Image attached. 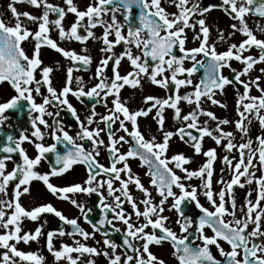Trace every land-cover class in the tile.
<instances>
[{
	"label": "snow or ice",
	"instance_id": "obj_1",
	"mask_svg": "<svg viewBox=\"0 0 264 264\" xmlns=\"http://www.w3.org/2000/svg\"><path fill=\"white\" fill-rule=\"evenodd\" d=\"M164 2L177 11H166L162 0H90L83 9L74 0H64L63 7L49 0H11L7 4L12 19L6 22L0 18V83H9L17 95L0 103V124L7 119L5 110L19 109V102L27 101L31 132L29 136L25 134L27 129L21 130L18 138L7 135L0 146V229L3 230L0 231V249H3L0 264H44L45 257L38 251L26 252L17 247L21 242L25 245L38 242L45 235L44 224H37L34 231L23 228L24 220L37 222L43 214H54L63 225L70 226L69 231L59 227L46 233L47 250L57 264L60 261L95 264L92 257L100 255L106 258L107 264H166L150 250L151 245L163 246L165 243L170 244L171 255L177 264H264V206L261 204L264 201V87L261 86L262 76H250L256 65L264 64V39L256 34H264V26L260 23L264 20V0H220L204 6L200 0ZM18 3H27L39 9L41 14L19 11ZM213 8L221 9L236 22L229 26L232 31L227 36L218 29L216 41L209 43L210 28L205 14ZM118 12H122V21L117 18ZM68 14H74L75 20L66 29L63 21ZM249 16L259 18L256 31L248 24ZM27 22L36 24V30L29 28ZM97 26L103 28L99 37L93 31ZM187 29L195 33L193 39L199 41L198 46L186 47ZM52 30L58 32L61 41H76L83 45L81 52L60 47L50 36ZM236 32L245 39L239 44L230 43L224 51H217L216 44L225 42ZM89 39L99 42L102 45L99 51L106 55L101 57L92 77L97 82L85 90L82 78H74L73 73L87 71L92 64L86 45ZM27 42L33 45L31 56L24 47ZM117 46L122 48L119 54L115 51ZM43 47L55 50L71 62L66 69L64 86L59 91L51 84L54 68L43 65L40 58ZM253 47L258 50V55L244 54ZM125 59L130 70L121 74L119 69ZM232 60L240 62L241 69L233 68ZM186 61H191V66L185 67ZM55 63L58 66L59 62ZM108 68L111 76L106 72ZM225 68L232 73L231 78L223 74ZM37 69L41 73L40 79L34 75ZM200 70H203L202 76L194 82L193 76ZM259 72L264 75V67ZM242 76L249 78L242 80ZM145 81L164 89L167 95H145L142 107L130 109L128 99H121L122 89L125 86L142 89ZM229 85L236 91L238 118L235 121L220 119L202 107L208 101L226 108L227 105L215 97L218 93L223 95ZM42 86L46 87V95L41 93ZM182 87L191 90L181 95ZM253 87L259 95L251 94ZM33 92L42 96V103L34 101ZM69 94L81 103L85 98L91 102L86 105L89 114L83 121L70 103ZM109 97H112L111 107ZM182 101L191 106V110L183 114ZM98 104L105 108L106 114L96 112ZM48 106L56 111H49ZM165 109H171L173 119L180 123L175 131L165 129ZM65 110L78 126L75 135L70 134L63 124L61 113ZM153 112L160 140L155 135L146 138L139 127L138 119ZM45 116L52 118L51 124ZM201 116L208 119L201 123ZM209 120L214 122V127L208 126ZM254 120L258 122L260 132L253 139L250 126ZM100 123L104 124L103 128L99 127ZM229 123H234L242 142L236 143L233 132L224 130L222 126ZM40 126L50 129L52 144L42 143L45 132ZM120 132L124 135H117ZM101 133L107 136V143ZM174 136L191 146L195 154L206 157L198 169L186 167L191 158L183 153L168 155ZM205 137H210L217 146L226 141L223 143L226 153L222 157L224 167L217 181L222 187L218 192L212 187L217 152L215 148L203 149ZM25 141L34 144L37 152L34 158H30L22 147ZM85 143L89 147H85ZM122 144L128 145L124 152L120 150ZM101 147L109 153L108 166L97 160ZM234 151L238 153V159L231 155ZM13 154H18L19 159L10 171H6V161L12 160ZM130 158L147 166L145 175L150 178L149 183L158 194V201L139 175L133 173L128 162ZM42 160L48 162V171L44 173L36 170ZM75 165L85 166L86 178L82 183L57 186L51 182L50 178L63 176ZM225 168L231 177L227 181L223 178ZM176 170L184 175L177 174ZM256 171L261 172L259 177ZM193 178L200 180L199 186L185 183ZM33 181H41L52 196L75 206L84 221L91 225L92 232L82 228L78 218H68L51 202L30 208L23 206L21 197L31 195ZM116 182L118 186H114ZM253 183L257 186L255 200L251 199L253 189L249 188L238 209L235 188ZM130 185L142 193L141 198L133 197ZM10 186L11 194L8 191ZM198 188L212 206L211 210L200 203ZM76 193L96 194L98 218L95 221L91 218L92 208L78 202L74 198ZM169 199L168 210H174L177 215L175 224L179 234L167 226L170 218L163 214ZM192 202L200 213L195 219L184 207ZM125 205H129L131 211ZM121 223L123 229L118 226ZM106 228L108 230H104ZM205 229H209L212 235L206 234ZM97 233L104 237L103 250L82 242L94 239ZM111 233L120 234L119 244L110 238ZM66 235L72 238V244L62 242L56 249L54 237ZM221 242L229 249L226 250ZM100 243L96 241V244ZM213 246L222 259L214 255ZM118 248L123 252L118 253ZM86 256L88 258L83 260Z\"/></svg>",
	"mask_w": 264,
	"mask_h": 264
},
{
	"label": "flooded vegetation",
	"instance_id": "obj_2",
	"mask_svg": "<svg viewBox=\"0 0 264 264\" xmlns=\"http://www.w3.org/2000/svg\"><path fill=\"white\" fill-rule=\"evenodd\" d=\"M11 2V0H0V3L5 6L4 9H2L0 18L5 19L6 22L11 21V15L7 10V4ZM50 3L60 5V6H65L64 5V0H49ZM74 2L81 8L83 9L89 2L90 0H74ZM220 0H200L201 6L210 4V3H219ZM163 6L165 7L166 11L168 12H176V8L172 5H169L168 3L164 2L162 0ZM138 11V10H136ZM135 15V11L133 13ZM111 15V14H110ZM52 18V17H50ZM117 18L122 21V12L117 13ZM205 19H206V24L210 28V40L209 43H212L216 41L217 34H218V29L223 30L225 36H227L228 32L232 31V29L229 27L232 23H235L236 21L231 20L221 9L219 8H213L210 12L205 14ZM258 17H253L249 16L247 18L248 24L251 28H253L254 31H256V21L258 20ZM75 16L74 14H68L65 17V20L63 21L64 27L67 29L70 27L71 23L74 22ZM135 23V22H134ZM260 23L262 26H264V20H260ZM27 26L31 28L33 31L36 30V24L33 23V25L30 27V25L27 23ZM98 27V26H97ZM97 27L95 29H97ZM125 27V32H126ZM198 30V28H197ZM187 43L186 47L191 48V47H196L199 44L198 40H194L193 37L195 33L191 29H187ZM258 35V38L264 39V34H260L259 32L256 33ZM50 36L52 39L56 40L57 43L59 44L60 47H64L65 49H74L78 53L81 52V49L83 45L79 44L78 46L75 45H70L69 43H64L63 41L58 40V32L56 30H52L50 32ZM114 38V36L110 37V39ZM243 39H245L244 36H242L239 32H236L230 39L226 40L225 42H218L216 44L217 51H224L227 49L228 45L230 43H237L239 44ZM87 48L89 49V52L92 56V64L90 65L89 69L87 71L80 70V71H74L73 77L75 78L76 76H79L82 78L84 85H85V90L93 86L97 81L95 79H92L97 64L100 61L101 57L106 55L105 53H101L99 51L101 46H96L93 47L91 44L87 41L86 42ZM24 47L31 56L32 54V48L33 45L31 42H27L24 44ZM122 50L121 46H117L115 48V51L117 54ZM133 52H136V49L133 48ZM245 55H258V50L256 48H252L249 50V52L244 53ZM40 58L43 61V65L46 66H52L54 68L53 73L51 74V84L53 87H55L58 91L64 86L65 83V77H66V69L67 67L71 66V62L67 59H65L60 53L56 52L55 50H52L48 47H43L41 49V56ZM55 62H59L58 66L56 65ZM191 66V61H186L185 62V67ZM231 66L233 68H236L237 70L241 69L242 65L240 62H237L235 60L231 61ZM264 67V64H258L255 66V69L250 73L251 77L255 76H262L261 79V86L264 87V75H262L259 72V69ZM120 72L121 74H125L126 71L130 70V66L128 61L125 59L122 61L121 66H120ZM202 71L200 70L193 76V81L196 82L198 81L201 76H202ZM106 72L109 76H111V70L110 68L106 69ZM223 74L226 76H229L231 78L232 73L228 68H225L223 70ZM36 79L41 78V73L39 69L36 70L34 73ZM249 77L247 76H242V80H247ZM73 88L76 87V82L75 79H73ZM236 87L240 88L242 91V88L237 85ZM126 91L128 92V96L130 99V105L128 107L130 109H139L140 107L143 106L142 100L143 96L145 95H155L157 97H165L167 95L166 91L162 88L159 87H154L150 84H148L146 81L144 82V87L133 89L128 86H125ZM122 89V91L124 90ZM190 88H184L182 87L180 89V94L183 95L185 92L190 91ZM41 93L42 94H47L46 92V87L42 86L41 87ZM251 94L252 95H259L260 93L256 88L251 89ZM17 93L15 92L14 89L10 86L9 83L4 82L0 83V103L7 102L10 98L13 96H16ZM33 97L34 101L36 103H42V96L41 95H36L35 92H33ZM216 99L222 101L224 104L227 105L226 108H222L218 105H212L210 102L205 101L202 104V107L206 110L212 111L218 118L220 119H228L229 121H235L238 117L236 115L235 111V99H236V91L234 90V87L232 85H229L225 89V93L223 95L217 94ZM68 99L70 103L74 106L76 109L78 115L80 116V119L83 121L85 117L89 114V109L86 107L87 104L91 103L88 101L86 98L84 99V103L79 102L74 96L71 94L68 95ZM111 99L112 97L108 98V103L109 107H111ZM21 107L19 109H8L5 110L4 115L7 117L6 120L3 121L2 124H0V146H2L3 142L5 141V138L7 135H12L14 137L19 136L21 130L27 129L25 132L26 135L30 136L31 128L29 124V115H28V103L27 101H20L19 102ZM180 107L182 108V114L187 113L188 111L191 110V106H189L186 102H181ZM49 111L55 112L56 109L52 108L51 106H48ZM96 112L98 114H106V110L102 105H97L96 106ZM165 129L166 130H172L175 131L177 127L180 126V123L176 120L173 119V112L171 109H165ZM35 115V114H33ZM153 113H150L148 117H141L138 119L139 122V127L142 133L147 137H150L152 135H155L157 140L161 139V135L159 132H157V126L155 124V121L153 120ZM45 119L48 120L49 124L52 123V118L45 116ZM61 119L63 121V124L65 125L66 130L70 132V134L75 135L76 131L78 130V126L75 123L73 117L68 111H63L61 113ZM98 119V117H97ZM200 122L202 123L204 120L208 119L205 116H201ZM96 125H93L92 127H95ZM208 126L214 127V122L209 120ZM41 130L45 132V137L42 141L45 145L52 144L54 141L52 140L51 136L49 135L50 129H44L43 126H40ZM99 127L103 128L104 124L100 123ZM118 127V125H116ZM130 127V125H129ZM225 131H232L234 134L235 142L240 143L241 141V134L235 130L234 123H229L227 125L222 126ZM251 127V136L254 139L255 135L260 132L258 122L255 120L253 121ZM193 134L195 133V130H192ZM117 135H124L123 132L118 133ZM198 135V134H197ZM101 136L105 139V142L107 143V136L104 133H101ZM35 139V138H32ZM80 142V141H78ZM223 143H226V141H223L221 145L217 146L215 142L210 138V137H205L202 141V147L204 150H207L209 148H215L217 152V159L214 161L213 168H214V175L212 177V187L214 192H218L219 189L222 187L220 183H217V181L220 179L222 173H221V168L224 167L222 157L226 155L225 150L223 148ZM22 147L25 149L26 154L30 158H34L35 155L37 154L36 149L34 147L33 143H29L28 141H25L22 143ZM61 148L63 147L62 145L60 146ZM85 147H89V144L85 143ZM128 145H121L120 150L121 152H124L127 150ZM255 147V144L253 145ZM175 153H183L185 156L191 158V162L186 165V167L190 170H195L198 169L206 160V157H204L202 154H195L194 150L191 146L183 143L181 140H179L177 137H173L171 140V147L170 151L168 152V155L171 156L172 154ZM231 155H234L238 159V153L233 152ZM18 154H13V159L6 161V171H10L12 167L14 166V162L18 160ZM97 160L99 163L108 166L110 163L109 160V153L107 150L103 147L100 148V155L97 157ZM129 164L130 167L132 168V171L134 174L139 175L142 183L144 184L145 187L149 188L152 197L155 198L156 201L159 200V196L156 193L155 189L153 186L150 185L149 180L150 178L145 175V172L147 171V166H142L140 164V161L138 159H129ZM235 163V161H234ZM37 171L40 173H44L48 171V162L46 160H42L40 165L37 166ZM177 174L179 175H184L183 173L179 172V170H176ZM123 175V173H122ZM261 175L260 171H256V176L259 177ZM86 178V169L85 166L83 165H75L73 169H71L68 173L64 174L63 176L59 177H52L51 182L57 186H65V185H70L73 183H82L83 180ZM223 178L224 180H230V174L228 172V169L225 168V171L223 173ZM186 184H192L194 186H199L200 185V180L198 178H193L189 181H185ZM114 186H118V182L115 183ZM256 184L253 183L252 185L248 186L246 185L244 188H235V197H236V202H237V208L239 209L240 205L243 204L245 200V195L249 191V188L253 189L251 193V199L255 200L256 197ZM175 190V189H174ZM9 194L12 192V187L10 186L9 189ZM130 191L131 194L133 195L134 198H141L142 193H140L138 190L135 189L134 185H130ZM178 192V190H176ZM71 195V194H70ZM105 195H107L105 191ZM74 198L78 202H84L86 208H92V213H91V218L93 221H95L98 218V209L96 208V203H97V196L96 194H92L91 196L76 193L74 194ZM198 199L200 203L208 207L210 210L212 206L208 203L207 199L203 196L202 190L198 188ZM21 202L23 206L26 208H30L32 206H35L40 203H48L51 202L58 210L62 211V213L67 216L68 218H78V223L81 225L82 228H84L88 232H92V227L90 224L86 223L81 216L79 210L73 206L69 201L65 200H60L57 199L56 197L52 196L47 190L46 187L43 185L41 181H33L31 185V195H24L21 197ZM138 202V201H137ZM171 204V199L165 204V212L163 213L164 215L168 216L170 218L169 222H167V226L171 227L174 231H176L179 234V228L178 225L175 224V220L177 219V215L174 210L169 211L168 207ZM262 206H264V201L261 202ZM125 207L128 209V211H131V208L129 205H125ZM185 209L186 212L193 217V219L198 216L199 210L195 207L194 202L192 203H186L185 204ZM141 210H143V205H140ZM241 213L237 211V216H240ZM135 219V217H133ZM225 219H230V217H225ZM44 221H47L45 224ZM37 224H44L43 232L45 235H42L38 242L33 241L30 242L29 244L25 245L22 242L17 245V247L23 251H38L41 255L45 257L44 264H57V262L54 261V258L52 257L51 253L48 252L47 247H46V233L49 230H55L59 227H64L66 231L70 230V226L63 225L61 221L57 217L54 216V214H43L40 218L39 221L37 222H32L30 220H24L23 221V228L25 231L28 230H33L37 226ZM118 226L123 229L124 225L118 224ZM104 230H108L107 228ZM150 230V229H149ZM0 231H3L0 229ZM206 234L212 235L211 231L209 229H205ZM77 239H80L79 237H76ZM110 238L115 240L118 244L121 242L120 241V234L118 233H111ZM104 237H102L99 233L95 235L94 239H89L87 241H82L87 243L89 246H95L98 249L103 250V241ZM96 241H101L100 244H96ZM68 243L72 244L73 240L71 237H68L67 235L64 237H59L56 236L54 237V247L56 249H59L61 243ZM199 243V241H197ZM223 247L228 250L229 246L221 242ZM150 250L157 255L158 257L164 259L166 261V264H177L175 258L171 255V247L170 244L165 243L163 246H157V245H151ZM214 255L217 256V258L222 259L219 257V253L215 250V247H212ZM0 251H3V249H0ZM118 253H122L123 249L118 248L117 249ZM75 255V254H73ZM88 257H83V260H86ZM95 260V264H107V260L103 255L100 256H95L92 257ZM59 264H65L64 261H60Z\"/></svg>",
	"mask_w": 264,
	"mask_h": 264
},
{
	"label": "rangeland",
	"instance_id": "obj_3",
	"mask_svg": "<svg viewBox=\"0 0 264 264\" xmlns=\"http://www.w3.org/2000/svg\"><path fill=\"white\" fill-rule=\"evenodd\" d=\"M16 7L18 8L19 11H25V10H27V11H29L30 13L35 14V15H40V14H41L39 9H36V8H34V7L30 6V5H28L27 3H18V4L16 5ZM4 8H5V6H4L3 4L0 3V14H1L2 9H4ZM109 18H110V14H109ZM27 23L30 25V27L33 25V23H31V22H27ZM93 31L95 32L96 36L99 37V36L102 35L103 28L100 27V26H98L97 29H94ZM110 37H112V36H110ZM110 37H109V38H110ZM112 39H114V38H112ZM58 40H60V39L58 38ZM60 41H61V40H60ZM63 42H64V43H69V44H70V42H71L70 45H75V46H78V45L80 44L79 42H76V41H63ZM88 42H89V43L91 44V46H93V47H96V46H102L99 42H97V41H93V40H91V39H89ZM121 99H122V100H124V99H128V101H129V102H128V105H130V99H129L128 92L126 91V89H124L123 91H121ZM128 105H127V106H128Z\"/></svg>",
	"mask_w": 264,
	"mask_h": 264
}]
</instances>
